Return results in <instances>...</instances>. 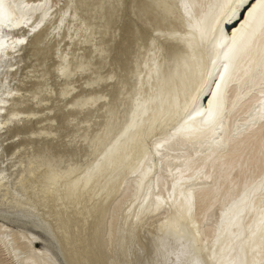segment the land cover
Instances as JSON below:
<instances>
[{
  "label": "snow or ice",
  "instance_id": "obj_1",
  "mask_svg": "<svg viewBox=\"0 0 264 264\" xmlns=\"http://www.w3.org/2000/svg\"><path fill=\"white\" fill-rule=\"evenodd\" d=\"M49 48L50 63L24 56ZM133 60L147 84L128 82ZM85 73L119 86L94 132L80 112L108 98L74 94ZM22 102L76 117L63 134L86 163L63 188L49 151L21 147ZM100 181L92 199H111L119 230L78 264H264V0H0V264H69L30 226L63 248L62 209Z\"/></svg>",
  "mask_w": 264,
  "mask_h": 264
},
{
  "label": "bare ground",
  "instance_id": "obj_2",
  "mask_svg": "<svg viewBox=\"0 0 264 264\" xmlns=\"http://www.w3.org/2000/svg\"><path fill=\"white\" fill-rule=\"evenodd\" d=\"M39 43V39L37 40ZM88 45H85L80 50H84V54H81L84 60L92 58L91 51L88 50ZM29 55H37L38 58H43L46 61L49 57L52 58L53 53L52 49L49 48L47 52H31L24 53L25 58ZM94 63H100L99 60H95ZM104 63L110 65L111 60H106ZM119 62H117L118 64ZM127 70L128 82L133 81L136 78V74L145 76V84L148 83L147 75L150 71V68L138 67L135 61L125 64ZM27 71V66H25V72ZM85 79L84 84H87L88 74H84L79 79L73 78L75 87L80 80ZM134 85L129 83V91ZM84 92L74 93L78 97H82L84 101L87 102L90 98H98L105 96L107 100H98L95 103V107L85 106L79 116L80 123L84 126L85 129L89 131L99 130V127H102L107 119V114L105 109L112 111V108L109 107L112 104L113 95L119 94V86H113V82L105 81L104 83L99 84L96 88H87L84 87ZM147 91V89H146ZM128 100L125 98V102L121 105L122 111L127 110ZM48 103L41 104L39 107H36L34 104L21 103L20 111L21 114L26 117L25 122L22 125H19L17 128L18 134L22 136L25 140L24 144H21V147L26 148H35L43 147L45 150L49 151L55 161V166H57V171L59 173H65L66 175L62 176L59 180L61 188L63 185L70 184L74 180L78 179L82 175V169L85 166V163L81 162L82 150L86 147L83 143L75 145L70 144L67 141V137L63 134V127L67 125L65 120L60 119L54 112L56 111L54 107L45 108ZM61 106V105H59ZM32 107L38 108V110H32ZM62 107V106H61ZM41 108H43L41 110ZM44 110H49V116L43 119L41 115ZM29 114L31 118H28ZM51 115V116H50ZM243 116V111L239 113ZM95 117L100 118L95 125L92 124ZM76 118V117H75ZM74 118V119H75ZM120 119H123V116H120ZM52 121H55L53 123ZM33 123L39 124L38 129L32 127ZM46 133V135H39L38 133ZM37 133V135H33ZM87 134V133H86ZM86 155L87 153H83ZM47 169L32 175L29 179L32 185L42 184L47 177ZM104 182L100 181L95 183L90 187L89 195H82L81 199L72 204L70 201L68 209L65 211L62 209L59 219V227L67 233L68 240L65 243L63 248L57 247L58 253L52 250L51 247L47 246V250L51 252L52 256L55 258L59 255V258L64 259L69 262V264H78L79 261L88 259H98V252L103 248L106 240L107 233V243L112 244L116 240V235L119 230V220L117 218L107 216L108 205L111 204V199L108 200V204L102 203L103 197H97L96 200L92 199V194H95L97 188L103 187ZM24 195L29 199H32L34 196L33 192L25 189ZM35 203V201H34ZM33 228L37 231L45 233L48 237L49 234L44 231V229L37 225H32ZM31 231V230H30ZM33 235L39 237L38 240H41V237L35 232L32 231ZM50 239V237H49ZM38 242V241H37ZM34 242V247L41 248L37 246Z\"/></svg>",
  "mask_w": 264,
  "mask_h": 264
},
{
  "label": "rangeland",
  "instance_id": "obj_3",
  "mask_svg": "<svg viewBox=\"0 0 264 264\" xmlns=\"http://www.w3.org/2000/svg\"><path fill=\"white\" fill-rule=\"evenodd\" d=\"M76 50H78V51H80V53L81 54H84V50H80L79 48H77ZM51 60H52V58L51 57H49L48 58V60H47V62H51ZM84 81H85V79H82V80H80V82L79 83H77L76 84V86H77V93H82V92H84L85 90H84ZM55 98H53V100H54ZM50 107H54L55 108V114L58 116V117H60V119H62V120H65L66 122L68 121V119H70V118H72V119H74L75 117H68L67 116V113H66V111L65 110H63V108L61 107V106H59L58 104H54V103H48V105H46L45 107H44V109L45 108H50ZM38 110V108H34V107H32V110ZM43 108H41V110H42ZM43 113H47V115H42L43 116V119H45L47 116H49V114L48 113H50V111L49 110H44L43 111ZM51 116V115H50ZM101 119L100 118H98V117H95L94 118V120H93V122H92V124L93 125H95L98 121H100ZM32 127L34 128V129H38L39 127H40V125L39 124H36V123H33V125H32ZM30 230L31 231H35L40 237H41V240H38V242L36 241V245L37 246H39V247H47V246H49V247H51L50 246V239H49V237L45 234V233H43V232H41V231H37V230H35L34 228H33V226H30ZM55 252L56 253H58V250L56 249L55 250Z\"/></svg>",
  "mask_w": 264,
  "mask_h": 264
}]
</instances>
